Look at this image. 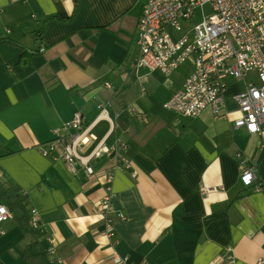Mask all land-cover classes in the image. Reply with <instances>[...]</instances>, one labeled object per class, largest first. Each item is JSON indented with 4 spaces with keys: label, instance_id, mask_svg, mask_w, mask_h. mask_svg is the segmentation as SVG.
<instances>
[{
    "label": "crops",
    "instance_id": "obj_1",
    "mask_svg": "<svg viewBox=\"0 0 264 264\" xmlns=\"http://www.w3.org/2000/svg\"><path fill=\"white\" fill-rule=\"evenodd\" d=\"M144 2L0 0V183L21 189L40 244L61 264H226L229 252L236 264H256L264 258V123L256 134L233 127V97L256 75L225 78L222 116L164 108L192 63L168 76L131 67ZM76 111L91 135L79 156L119 140L130 168L106 153L86 176L79 159L68 169L60 145L41 153L54 128L75 133L64 123ZM237 154L255 174L250 186L239 180ZM109 173L112 207L125 215L110 237L96 210ZM0 228V264H26L17 214Z\"/></svg>",
    "mask_w": 264,
    "mask_h": 264
},
{
    "label": "built area",
    "instance_id": "obj_2",
    "mask_svg": "<svg viewBox=\"0 0 264 264\" xmlns=\"http://www.w3.org/2000/svg\"><path fill=\"white\" fill-rule=\"evenodd\" d=\"M196 18L199 19L196 23L183 27L184 22ZM137 47V55L130 63L133 68L145 67L168 76L187 61L192 63V70L182 86L163 104L164 108L185 117H195L205 108L215 117L222 116L225 78L255 73L257 82H249L233 97L239 113L233 127L249 134L261 132L264 123V0H145L137 22ZM97 108L99 117L106 116L103 104H98ZM64 128L73 129L75 133L66 137L54 128V138L40 150L44 156L60 145L68 169L74 171L79 159L86 176L92 173L89 161L106 153H115L118 168H130L129 161L120 154L126 150V145L119 140L109 146L101 141L89 154L79 156L77 148L86 144L91 136L89 127L83 126L80 112H74ZM237 157L239 180L242 185L250 186L255 174L240 154ZM112 179L109 173L105 192L96 203L108 237L114 233L115 220L125 218L122 211L112 207ZM0 209L1 225L12 217V212L1 202ZM29 213L32 226L40 227L36 211L31 209ZM223 259L226 264H236L230 252ZM121 261L120 257L114 259L115 263ZM256 264H264V258H258Z\"/></svg>",
    "mask_w": 264,
    "mask_h": 264
},
{
    "label": "trees",
    "instance_id": "obj_3",
    "mask_svg": "<svg viewBox=\"0 0 264 264\" xmlns=\"http://www.w3.org/2000/svg\"><path fill=\"white\" fill-rule=\"evenodd\" d=\"M25 196L18 186L0 183V202L17 214V224L29 243L22 253V260L26 264H61L58 260L49 258V253L39 242L43 232L41 227H33L31 216L24 205Z\"/></svg>",
    "mask_w": 264,
    "mask_h": 264
},
{
    "label": "rangeland",
    "instance_id": "obj_4",
    "mask_svg": "<svg viewBox=\"0 0 264 264\" xmlns=\"http://www.w3.org/2000/svg\"><path fill=\"white\" fill-rule=\"evenodd\" d=\"M198 20H199V19H198V18H196V19H194V20H192V21H187V22H184V24H183V27H186V26H187V24L196 23Z\"/></svg>",
    "mask_w": 264,
    "mask_h": 264
},
{
    "label": "snow or ice",
    "instance_id": "obj_5",
    "mask_svg": "<svg viewBox=\"0 0 264 264\" xmlns=\"http://www.w3.org/2000/svg\"><path fill=\"white\" fill-rule=\"evenodd\" d=\"M0 211H2V209H0Z\"/></svg>",
    "mask_w": 264,
    "mask_h": 264
}]
</instances>
